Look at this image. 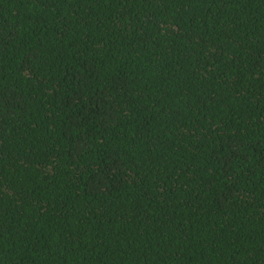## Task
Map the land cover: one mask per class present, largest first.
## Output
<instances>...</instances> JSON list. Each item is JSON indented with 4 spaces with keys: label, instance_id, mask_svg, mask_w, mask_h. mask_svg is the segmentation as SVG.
Instances as JSON below:
<instances>
[{
    "label": "trees",
    "instance_id": "trees-1",
    "mask_svg": "<svg viewBox=\"0 0 264 264\" xmlns=\"http://www.w3.org/2000/svg\"><path fill=\"white\" fill-rule=\"evenodd\" d=\"M0 264H264V0H0Z\"/></svg>",
    "mask_w": 264,
    "mask_h": 264
}]
</instances>
